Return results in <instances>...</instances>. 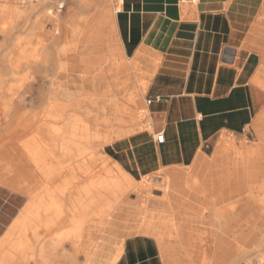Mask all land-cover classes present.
<instances>
[{"label":"crops","instance_id":"obj_1","mask_svg":"<svg viewBox=\"0 0 264 264\" xmlns=\"http://www.w3.org/2000/svg\"><path fill=\"white\" fill-rule=\"evenodd\" d=\"M118 6L121 8L115 14L112 29L115 47L106 43L104 54L110 57L115 50L118 60L124 58L123 64L115 65L117 68L121 66V70L106 64L109 66L106 73L90 78L80 75L81 85L77 89L61 88L58 92H80L95 100L94 104L87 105L90 112L104 113L101 117L91 116L89 120L81 122L84 130L80 138L66 134L71 125H58L59 128H64L65 134L63 141L54 142L58 145V153H63L66 160L80 159L76 163L74 160L71 165L58 163L59 168L63 167L64 170L57 174V179L59 184L63 182L65 186L58 189L59 193L71 190L76 182L77 171L85 177L81 158H85L90 165L89 179L86 178L90 188L96 187L99 178L95 176L94 163L102 157L108 162V166L102 167L106 173L105 178L111 185L123 172L139 183L135 191H142L143 194L152 185L146 183L145 178L162 179L163 176L157 175L173 177L174 174L176 181L180 183L177 185L184 188L187 186L186 181L204 176L197 174L196 177H191L194 172L185 171H196L207 163L205 158L216 152L220 138L227 134L243 135L248 129L257 126L259 119L264 117V0H122ZM117 47L120 51L116 50ZM130 68L134 72H147L148 81L133 83ZM74 81H78V77ZM130 85L133 87L129 90ZM143 87L144 90L141 91ZM140 96L149 111L147 127L130 133L133 131L132 119L137 123L139 121L138 116L133 118V107L139 103ZM121 100L124 118L130 124L127 126L118 125L114 120L116 105ZM148 100L151 103L148 104ZM114 128H127L128 133L114 136ZM160 132L165 135L163 143L156 140V134ZM108 133L111 140L104 142ZM63 143L69 146L61 147ZM102 148L103 152L99 151ZM68 170L71 177L62 181ZM181 175L188 177L184 179ZM237 175L239 178L233 185L221 189V193L226 194L222 199L225 209L233 203L240 211L237 219H230L228 216L225 218L223 222L228 225L225 232L232 234L231 237L235 240L246 238L252 241L257 238L258 225L264 223V212L258 211L260 204L257 200L260 196L264 197V188L261 189L263 194L259 196L258 186L248 185L252 177L258 175L257 172L240 170ZM211 185H196L192 190L185 188L184 192H172L169 197L166 196L165 187L159 186L161 190L154 189L150 201L151 209L158 212V221L157 226L149 222L154 227L151 233L142 232L146 225H140L144 200L140 197L142 194L131 198L128 210L122 208L123 200L115 209L123 211L122 216L114 211V215L109 217H89L85 223L88 227H84L89 243L83 244L80 240L83 234L79 233L74 244L69 242L68 247L57 253L56 262L59 263L61 258L77 264L78 256L84 254L90 258L89 264H177L171 250L183 248L186 255L192 251L190 246H172L171 239H168L172 224L185 233L182 224L187 222V216L183 214L191 210V221L194 223H202L207 218L209 221L206 222L213 227L208 228V238L212 239L211 236L216 232L221 233L216 230V225L221 224V217L216 214L221 210V207H216V203L221 200V193L214 196L216 189ZM18 191L29 196L20 189L0 183V264H35L33 259L28 262V256L32 257L31 249L24 250L26 258H23V252L17 247L18 241L13 242L19 240V233H12L11 227L29 202L19 208ZM61 195L59 194L60 197ZM185 198L188 199L184 200ZM207 199L213 200V203H209ZM69 207L71 208L70 205ZM126 211L137 213L138 226L130 227L128 235L115 241L114 247L111 248L113 241L109 235H93L91 224L94 223L103 224L101 232L104 233H111L118 224L125 232ZM206 212L208 216L205 217ZM71 220V214L64 217L62 223L58 224L59 229L67 222L72 224ZM8 231V235H11L10 238L7 237L9 239L5 237ZM158 232L167 240H163L166 246L163 250ZM206 232H199L197 238H203L202 233ZM50 234L43 232L40 238V251L42 255L45 252L47 257L51 249ZM3 239L9 245L6 246ZM29 239L33 243L37 238L31 234ZM60 242L59 239V245ZM234 250L235 255L249 256L250 264H257L253 258L257 256L255 248ZM69 254L76 258L75 263L68 257ZM81 263L82 258H79V264Z\"/></svg>","mask_w":264,"mask_h":264},{"label":"bare ground","instance_id":"obj_2","mask_svg":"<svg viewBox=\"0 0 264 264\" xmlns=\"http://www.w3.org/2000/svg\"><path fill=\"white\" fill-rule=\"evenodd\" d=\"M75 1L77 2L79 0H0V2H1V4H0V22H4L3 23L4 26L2 27V31L4 33H6V35L9 37V41H11L14 44V46H13L14 48H13L12 52L14 53L17 51L16 47L18 45V46H20L19 50L22 53H27V55H30L32 53L37 58H39L41 56H46L48 58H49V56H51V57L53 56L56 58H59L61 56H71L73 59L72 62H70L71 59L68 62H65L67 60H65V61H63V60L54 61V63H53L54 67H55L54 70H56L57 73H60L61 71H64V70H71L72 72L76 71L78 69V62L84 58H90V60H89L88 64L85 65V68L82 71L83 75H87L91 71L90 67L92 66V64L97 65L99 67L101 73H106L109 70V68H108L109 66H111L113 68V66L116 67L115 66L116 64H123L125 62L124 58H121L120 60H118L117 57H114L115 52H116L115 50H114L113 55H111L110 57H106V59L102 58V59H99L97 62H93L91 60L94 57L99 58L101 55L105 56L104 51H106V46H107L106 41L108 40V37H107L108 33L106 34L104 29L107 26L114 29L115 14L121 8V6H118L115 9L111 6V1H110L104 8H102V10L99 13L93 12L89 15L69 19L68 21H66L63 17L65 9L67 8L69 2L74 3ZM80 1H83L82 8H84V9H89V8L93 7L92 3H90L88 0H85V1L80 0ZM5 2H7V3L9 2V4L15 3L16 6H15V8L14 7L13 8L6 7L3 4ZM9 15H12L11 17H12L13 22L17 21L18 18L19 19L24 18V21H25L24 26L27 29H29V33L26 37H17V38L15 37L14 29L16 27V24L14 23V26L11 27L6 22V18ZM77 23H80L81 25L84 24L87 29L84 32H81L83 28L79 29V27L76 26ZM48 25H51V27H52L51 30H48ZM64 31H66V33H64ZM63 36H64V39H66V40H68L72 37L76 38V41L72 44H64L62 47L57 48L56 47L57 43H59V41H61V38ZM34 41H36L38 43L36 45L35 50H33V52H32V51H30L31 46H32L31 43H33ZM81 42L84 46L83 48H80V46H79V43H81ZM95 42H96V44H94ZM108 43H109V40H108ZM51 45H53L55 47L54 50H52V51L50 50ZM110 49H108V50H110ZM116 50L120 51L119 47H117ZM37 58L33 59L32 62L37 63L38 62ZM104 64H108L109 66H106ZM98 67H97V69H98ZM49 68L45 69L44 77H46V74L50 71ZM52 68H51V70H52ZM112 68H110V69H112ZM117 69L121 70V66H119ZM92 71H94V70H92ZM5 83H6L5 75L0 74V103L1 104L3 103V105H4V107H0V121L3 120V122L0 123L1 129L2 128L6 129L8 127L10 128V125H12L14 122L17 121V117L19 116V114H20V116H24V111H25V108L27 107L26 103L28 100V98H25V96H27V97L28 96H34V94H35V93H31V91H32L31 88H28L27 90H25L26 92L24 94H18L15 97L16 93H12L11 91L9 92L7 90L2 91L3 88L7 87ZM37 88H38L37 89L38 90V96L36 99V101L38 100L37 102H43V100L46 99V95L52 93L50 91H49L50 93H47V84H45V83L40 84ZM49 88H51V87L49 86L48 89ZM1 95H2V97H1ZM56 95H55L56 99H53V100L66 99V100H69L73 103L86 104V105H89L91 103L94 104V102H95L94 99L85 97L80 92H70V91L63 90L61 93H58L57 97H56ZM116 109H117V113H116V117L114 119L115 122L118 125H124V126L130 125L129 122H127V120H125V118H124L125 112H124V106H123L122 100L117 103ZM140 118H141V116H140ZM20 124H21L20 128L16 129L15 131H13L8 136V138H9L8 141L9 140L14 141L15 139H19L20 141L17 142V144H23V145L26 144L27 145V144L33 143L34 146L32 148H30V150L37 153V154H35L36 156L33 157V161L31 163H29L28 161H27V163L25 162L23 166L24 167L26 166V167L22 171L16 172V171H13V168H14V165L18 162L16 161V158H14V156L11 154H13L15 151L19 152L20 149L19 148L12 149L13 147H11V149L7 150V152H9L8 153L9 155H6V156L1 155V153H3L4 150L0 151V183H4V184L12 186L14 188L20 189V190L24 191L25 193L29 194L30 197L32 198V199L30 198L31 200L28 202L27 206L24 208V210L20 214L19 218L15 221V223L11 227L12 233L13 232H19V231L22 232L20 242H19V246H18L19 249H24L26 247V244L28 241L27 240L28 234L29 235L32 234L33 236H36V238H40V237H42L43 231H49V229L50 230L55 229L56 224L62 223V221L64 220V217L66 215L65 214L66 209H65V205L62 203L63 199H61L59 201V194L60 195L62 194L61 196L63 198H65L66 195H69V197H67V198L71 202L70 203L71 208L70 207L68 208L69 209L68 212L72 216V220H71L72 227L67 233H65L64 239L68 240L71 244H74L79 233H80V231H81V229H82L81 226H83L87 222L88 218L91 215L94 216V214H95V216L97 215L100 217L101 216L102 217L111 216L112 213L115 211L116 207L119 205V203H121L125 199V196H127L131 191H135L138 188L139 183L136 180H134L130 175L122 172L121 177L115 179V182L112 183V185L109 183L107 178L99 181L97 186L96 187L93 186L92 188H90L88 182L85 183L79 189L78 192H80V194L76 197H74L73 191L66 192L63 194L62 192L59 193V191L55 190L53 192V194L57 196L56 202L51 204V205H46V201H45L44 196H43V199H41L42 200V202H41V200L37 199L38 195L34 194L33 196H31V194H33V190L35 189L36 185H42L44 183V181H45L44 176L47 173L46 172L47 170L50 172L54 171L56 174H58L59 172H63L64 168L63 167L59 168V165L56 164L54 157L53 158H47V155H46L47 154V148L37 147L38 142H42L44 139L45 134H44L43 130H41V129H43L44 125L41 124L38 127L41 129H39V130L36 129L34 132L29 133V131H28L29 125H28L27 121L24 119V121L22 120V122ZM258 126H259V128L263 129L262 125L257 124V127ZM116 128H114L113 133H112V134H114V136H115V134L120 136L122 134L128 133L127 128H125V129H122V128L119 129L118 128V130ZM1 133H2V131H1ZM113 138H115V137H113ZM261 138L264 141V131L263 130L261 132ZM110 140H111V136H110V133H108V136H106L104 138V142H107V141L110 142ZM21 150H23V149H21ZM235 153L237 154V156H236L237 160L235 159L233 161V164H234L233 167L229 168V169H225V170L221 169L220 174L222 175L224 173V175H225L224 178H226V176H229L230 174L236 173L240 170L254 173V172H258L259 170L262 169V168H260V165H258L257 160L259 159V160H262L264 162V142H262L261 144L256 145V146H252V147L244 146L242 150H238ZM93 158L94 157H92V159ZM102 159H104V157H102ZM224 161L227 162V159H225ZM21 162L23 163L22 160L20 161V163ZM82 164H83V167H85L82 170V172L85 173V177L87 179H89V173L91 171L90 165L87 161H84ZM225 171H227V172L225 173ZM214 174L219 175V173H212L211 174L212 176L209 175V177H207V176L206 177L205 176L196 177V178H193V180L195 179L194 181H186L187 186L185 185L184 188H182L181 186L179 187V185H177L180 183H178L176 181L177 177H175L174 174H173V177L167 176L164 180V187L166 190V196L169 197L172 192L182 193V192H184L183 190L185 188L192 190V188L196 185L201 186V185L213 184L214 182H216L214 180V176H213ZM221 175L218 176V179H220V180L222 177ZM181 177L185 179L188 176L181 175ZM189 180H190V178H189ZM263 183H264V179L256 180L255 177H252V179L248 182V185H249V187H251V186L255 187L256 185H260L257 187L259 189L261 187V184H263ZM201 187H203V186H201ZM214 187H216V186L213 185V188ZM255 189H254V191H255ZM199 190H200V188H199ZM252 190H250V193ZM210 192L207 194L205 193V194L209 195ZM248 194H249V192H248ZM202 195H203V193H202ZM225 195H226L225 193H221V200L223 198H225ZM259 196H260V194H259ZM260 197H259V199H257V200H259V204H260V206L258 207V211L262 213V212H264V207H262V206H264V197L263 196H260ZM207 198H209V197H207ZM208 201H209V203H210V201H212V203H213V200H208ZM103 202H107L105 206L101 205ZM207 206H209V205H207ZM91 207H97L96 208L97 211L92 212L90 210ZM216 207H218V206H216ZM239 213H240V211L237 210V205H235L233 203L229 204V207L227 209L221 207V210L216 212V214L218 216H221V224L217 225L218 229H221V235L214 234L211 237H213L212 238V239H214V241H212L214 243L213 245L217 248L218 251H221V252L224 251L223 249H225V248H223V247H225V246H230V249H232V247H233V250L234 249H236V250L242 249L239 247L240 245H238V244H240L239 243L240 240H238L237 243L233 242L235 239H234V237H231L232 234L229 235L227 232H225L227 225L223 222L227 216L230 219H237ZM151 226L152 225H150V223L147 224L145 227L142 228V232L151 233L152 228L154 230V227H151ZM177 228H178V226H176L175 224H172L171 228H170L172 231L171 230L168 231L169 235L171 234L170 238H168V239H171L170 241H171L172 246H177L180 244L185 246L187 244L186 242L188 241L189 242L188 246H190L192 249L191 254H188V255H192L193 257L197 256V258H200L199 263H195V262L194 263L195 264H211L212 258L206 256V251H207L208 247L205 248L204 247L205 245H203L204 233H202L203 238H201L199 240H198V238H195L193 241H191L193 238H189L185 242L183 240V238L186 236H184L183 230L179 231V230H177ZM256 231H257V229H256ZM153 233H155V232H153ZM8 234H9V231L7 233V236H5L6 238L9 236L11 237V235H8ZM158 234L160 235L159 232H158ZM162 235H160V236H161V243L163 245V248H162V250H163L166 248V246L164 245L165 243L163 240H165V239H163L164 236H162ZM12 237H13V235H12ZM15 237H16V234H15ZM9 238H7V239H9ZM3 240H5V239H3ZM13 240H14V238H13ZM242 240L245 243L246 238L242 239ZM5 241H6L5 242L6 246L9 245V244H7L8 243L7 240H5ZM8 241H10V240H8ZM165 241H167V240H165ZM199 245L201 246L200 251H198L199 249L197 250V247ZM253 245L254 244L250 243V246L252 248H254ZM0 246H1V244H0ZM250 246H249V248H250ZM3 247H4V245H3ZM59 247H61V245H59V243H55V242L51 243V250L52 251L58 249ZM186 247H187V245H186ZM245 249H246V247H245ZM54 253H56V251H54ZM229 253H227V254H229ZM261 253H262V251H261ZM68 257L70 258V260L73 263H75L76 258L72 254H69ZM261 259L264 260V257L263 258L261 257ZM240 260H242V259H239L238 261L241 262ZM175 261L177 262V264H183V261L180 259L176 258ZM226 263H228V262H226ZM226 263H223V264H226Z\"/></svg>","mask_w":264,"mask_h":264},{"label":"rangeland","instance_id":"obj_3","mask_svg":"<svg viewBox=\"0 0 264 264\" xmlns=\"http://www.w3.org/2000/svg\"><path fill=\"white\" fill-rule=\"evenodd\" d=\"M85 1V0H84ZM90 3H92L93 7L89 8V9H84L82 8V4L83 1H75L74 3L69 2L67 8L65 9L64 12V19L66 21H68L69 19H73V18H78V17H82L85 15H89L93 12H97L99 13L102 8H104L110 1H111V6L113 8L116 9V7H118L119 2H121L122 0H88ZM1 4V2H0ZM6 7H10V8H15V3H10L9 2H5L3 3ZM12 15H9L6 18V22L8 23L9 26H14V23L16 24V27L14 29V33H15V37H26L29 33V29H27L24 26V18L21 19H17V21H12ZM4 22H0V74L1 75H5V81H6V86L5 88L2 89V91H11L12 93H16L15 97L18 94H24L28 88H31L32 91L31 93H36L34 96H25V98H28L27 100V107L25 108L24 111V116H19L17 117V121L14 122L12 125H10V128H0V151H3V153H1L2 156H6L9 155L7 152L8 149H11V147H13L12 149L15 148H19L20 151L19 152H14L13 155L14 158H16V161L18 163H16L14 165L13 171L19 172L22 171L25 167L23 166L24 163L27 161L29 163H31L33 161V157L36 156L34 151H31L30 148H32L34 146L33 143L30 144H17V142H19V139H15L14 141H8V136L15 131L16 129L20 128V123L22 122V120L24 121V119L27 121L29 127H28V131L29 133L34 132L36 129L39 130L41 128H38L41 124L43 125H47V127H43V132H44V139L42 142H38L37 147L39 148H47V158H55V162L58 165V163L60 162L62 165H71L74 160L75 163L79 162L80 159H69L66 160L67 158L65 157V155H63V153H58L57 148L58 145L54 142L60 140L63 141L64 139V128H59L58 125H63L64 123H67L69 125H71V128L68 130L66 134L67 135H71L73 137H78L80 138V136H82V132H83V128L81 127V122H84L85 120H89L91 116H93L95 118V116L99 115L100 117L102 115H104V113L102 112H90V110H88V107L86 104H77V103H73L69 100L66 99H62V100H53L56 99L55 95H58V92L60 91L61 88H71V89H77V86L79 87L81 85V82L79 81L80 79V75H83V69L85 68V65L88 64L90 58H84L82 60H80L78 62V69L76 71H71V70H64L61 71L59 74L57 73L54 67V61L56 60H67L65 62H72V57L71 56H61L59 58L56 57H51L49 56H41L39 58H37L36 56H34L32 53L30 55H27V53H22L19 49L20 46L17 45V51L16 52H12L13 50V46L14 44L11 43V41H9V37L6 35V33H4L2 31V27ZM76 26L79 27V29H82L81 32H84L87 28L85 27V25H81L80 23H77ZM108 27V28H107ZM105 27L104 31L107 34L108 40H109V44L110 46L113 48L115 47V36L114 33L112 32V28H110L109 26ZM52 27L51 25H48V30H51ZM64 33H66V31H64ZM81 35V34H80ZM110 35V36H109ZM108 40L106 41V43H108ZM76 41V38H70L68 40L64 39V36L61 38V41H59V43H57V48L58 47H62L64 44H72ZM32 42V41H31ZM80 42V41H79ZM38 42L34 41L31 46V50L33 52V50H35L36 45ZM96 44V42L94 43ZM92 45V44H91ZM80 48H83V44L82 42L79 43ZM54 46L51 45V51L54 50ZM102 56V55H101ZM94 57L93 59H91L93 62H97L98 59H106L107 56H102V57ZM116 57V56H114ZM118 57V56H117ZM37 58L38 62L34 63L32 62L33 59ZM83 61V62H82ZM106 61V60H105ZM102 62V61H101ZM127 62L129 63V61L127 60ZM107 63V62H106ZM106 65V64H104ZM94 66V67H93ZM50 67V68H49ZM53 67V68H52ZM83 67V68H82ZM97 65L92 64V66L90 67V70H94V71H90L87 74V77H91L94 76L96 74H101V71L98 67L97 69ZM49 68V72L46 74V77H44V71L45 69ZM52 68V70H51ZM97 70V71H96ZM96 71V72H95ZM79 72V73H78ZM82 74H81V73ZM129 72L131 74V76L133 77V83L134 82H147L148 81V73L145 71H140L138 72V70H136L135 72L133 71V69H129ZM93 73V74H92ZM86 76V75H84ZM75 77H78V81H74ZM47 84V93L52 92L51 94H47L46 95V101L44 102H37V92H38V86L40 84ZM62 84V85H61ZM51 87L48 89V87ZM133 86L130 85L128 87V89L130 90ZM79 89V88H78ZM141 91L144 90V87L140 89ZM50 91V92H49ZM3 93V92H2ZM3 95V94H2ZM1 95V97H2ZM56 95V97H57ZM5 96V95H4ZM0 107H4L3 103H0ZM133 118L139 116V121L138 123L135 121V119H132L134 121L133 122V131H131L130 133L134 132L137 129H144L147 127V122L149 119V111L147 109L146 103L143 101V97L140 96L139 97V103L133 107ZM140 114V115H139ZM141 116V118H140ZM144 116V117H143ZM100 119V118H99ZM3 120L0 121V123H2ZM19 123V124H18ZM263 126L262 128H259V126H255L253 129H248L247 132L243 135H238L235 136L233 134H227L224 135L222 138L219 139L218 143H217V149L216 152L210 156V157H206L205 160L207 161V163H205L204 165L200 166L199 168H197L196 171H191V169H187L185 171V173H192L194 172V174L191 177H196L197 174L198 176L200 174H204V176L209 177V175H211L212 173H219L221 172V169L225 170V169H229L233 167V161L237 158V154L235 153L238 150H242L244 146H256L261 144L262 142H264L261 138V132L262 130L264 131V117L262 119H259L258 123ZM50 125V127H48ZM2 131V133H1ZM129 133V134H130ZM24 136V135H23ZM26 145V146H25ZM25 146V147H24ZM65 146H69L68 144L65 145L64 143L61 144V147H65ZM104 146V145H101ZM105 147V146H104ZM103 147V148H104ZM103 148L100 149L99 151L103 152ZM23 149V150H21ZM27 149V150H26ZM224 154V155H223ZM235 154V155H234ZM84 156V155H83ZM82 161H86L85 158H81ZM227 159V162H225L224 160ZM23 161V163L21 164L20 161ZM258 165H260V168H262L261 170H259L257 173L258 175L255 176L256 180H261L264 179V162L262 160H257ZM20 163V164H19ZM108 166V162L105 159H99L98 162L94 163V172H95V176L97 178H99V181L105 179L106 173H104V169L103 167ZM113 170V169H112ZM111 170V171H112ZM47 173L44 176V183L42 185H36L35 189L33 190V194H31V196H33L34 194L38 195L37 199L41 200L43 199V196L45 198L46 201V205H51L53 203L56 202L57 200V196L53 194V192L55 190L58 191L59 188H65V186L63 185V182L61 184H59L58 179H57V174L54 171H46ZM227 171H225L226 173ZM71 172L68 170L64 173V178L62 179V181L64 179H68L69 177H71L70 174ZM79 171H77V176H76V182L71 186V190H73V194L74 197L78 196L80 194V192H78L77 190L82 187V185H84L87 182L86 177L79 175ZM238 172L236 173H232L229 176H226V178H224V173L221 175V180L218 179L219 175H213L214 176V180L216 182H214L211 186H216L214 187V196L217 195L218 193H221V189L223 188H229L231 185H233V182H235V180L237 178H239V176L237 175ZM157 176H163L162 179L160 178H145L144 181L146 183L152 184L151 187L149 188V191L146 193L142 194V191L137 193L136 191H131L127 196H125L124 199V203L121 204L122 208L126 210H128V207L130 205V203L132 202L131 198H134L137 194H142L140 197L143 198L144 200L142 201V208H143V214H142V220L140 225L144 226L149 224V222L153 223V225L155 226L157 221H158V212L155 210L151 209V198H153V190L154 189H159L161 190V187H164V180L167 177V175L164 176V174H159ZM212 176V175H211ZM43 177V176H42ZM109 178H113V176H108ZM102 178V179H100ZM43 179V178H42ZM218 180V181H217ZM99 183V182H98ZM217 184V185H216ZM225 184V185H224ZM210 186V187H211ZM260 186V185H257ZM262 188H264V183L261 184V187L258 189V194H263L262 193ZM71 190L68 189L67 192H70ZM261 190V191H260ZM18 199H17V203L19 208H21V206H23L26 202L30 201L32 198L25 194H21L18 191ZM65 193V192H64ZM63 193V194H64ZM223 193V192H222ZM69 195H66V199L64 198L63 200V204L65 205V209H66V215L65 217H67L69 214L68 212V208L70 205V201L68 200ZM31 198V199H30ZM63 199V197L59 196V199ZM188 198H185L184 200H186ZM42 202V200H41ZM107 202H103L101 205L105 206ZM218 207H224V200H220L218 201V203H216ZM97 207H91V211L96 212ZM118 211V212H117ZM136 211V210H135ZM117 212V213H116ZM120 211L119 210H115V214L122 216L123 215V211L120 212V214H118ZM114 213L112 215H114ZM189 213V214H188ZM187 214H183L186 217L187 222L182 224L183 228H185V233H184V237L183 240L186 242L189 238H193L191 241L194 240V238H197V235L199 232H204L207 231L204 236L206 235L203 242V245H205L204 247H208L207 251H206V256L207 257H211L212 261L211 264H250L249 260V256H245V255H235L233 250L230 249V246H225L223 248L224 251H222V256H221V251H218L217 248L213 245L214 243L212 241H214V239H210L208 238L209 233H208V228H213L211 226V223L208 224L206 221H209L207 218L204 222L202 223H194L191 220L192 219V211L190 210ZM126 214V219H125V225L127 226V228L123 229L121 228V225H115L114 230H112V232L110 233H104L101 232V227L104 226L103 224H98V223H94L91 224V227L94 230V236H102V235H109L112 238V245L111 248L115 246V241L117 240H122L124 239L127 235H128V231L130 230V227H137L138 226V216L137 213H133V212H125ZM111 215V216H112ZM93 215L90 216V218ZM130 216V217H129ZM189 216V217H188ZM204 216H208V212H206L204 214ZM221 217V216H220ZM94 218L96 219L97 216H95L94 214ZM130 219V221H129ZM182 219V218H181ZM224 219V218H223ZM262 220V218H261ZM63 225V224H62ZM61 225V226H62ZM65 225V226H64ZM62 226V228L59 229V225L56 224V228L55 229H49V231H43L45 234H47V232H50V239H52L51 243L55 242L58 243L59 239L61 240L60 244L61 247H59L58 249L54 250L56 251V253H54V251H52L51 249L49 250V256H45V252H43L44 255H42V252L40 251L41 248V240L40 238H37L36 240L33 241V243H30V239H29V235L28 234V241L26 244V247L24 249H19V251L23 252V258H26L25 256V249H31L32 252V257L28 256V262H30L31 259L34 260L35 264H72L68 259H61L60 258V262L57 263L56 261H58L57 259V253H59L61 250L63 251V249H65V247H68L70 245L69 241L64 239L62 236L65 235V233H67L71 227L72 224H68V222L66 224H64ZM86 226V228L88 227V224H85L83 226H81V231L80 233L83 234V236L81 237V241L83 242V244H87L89 243V239H87L88 235H87V231L84 229V227ZM157 226V225H156ZM228 227V225H227ZM218 229L217 225H216V230ZM221 232V229H218ZM217 230V231H218ZM261 230V231H260ZM19 233V240H14L13 242H17V247L19 246V242H20V238H21V234L22 232H18ZM215 234L217 235H221V233L216 232ZM192 235V237H190ZM34 237V236H33ZM117 237V239H116ZM264 223L263 224H259L258 225V229H257V238L255 240L250 241L249 239H246L245 243L243 242V240H240V245L239 247L242 248L241 250H249V246L250 243L254 244L253 247L255 248V250H257V256L253 257L257 264H264V260L261 259V257H264ZM36 238V236H35ZM263 238V239H262ZM199 240V239H198ZM238 240H234L233 242L237 243ZM260 241V242H259ZM187 247H188V241L186 242ZM32 244V245H30ZM245 244V245H244ZM258 246H257V245ZM185 245V247H186ZM201 245V244H200ZM197 247V250L200 251L201 250V246ZM237 245V244H236ZM242 245V246H241ZM85 247V245H83ZM234 246V245H233ZM40 247V248H39ZM251 247V246H250ZM93 248V247H91ZM182 248V247H180ZM191 248V247H190ZM233 252H232V251ZM181 251V252H180ZM184 249L182 248V250H173L171 251V253H174V256L177 259H180L183 261V264H193L195 263H199L200 258L193 257L192 255H186L185 253H183ZM191 251V249L189 250ZM228 251V252H227ZM262 251V253H261ZM19 252V253H20ZM230 252V253H229ZM224 253V254H223ZM229 253V254H227ZM244 253V252H241ZM200 254V253H199ZM220 254V255H219ZM261 254V255H260ZM263 254V255H262ZM200 256V255H199ZM225 256V257H224ZM260 259H259V258ZM79 258H82V263L81 264H89L90 258H87L84 254H80L78 256V263L79 264ZM244 258V259H243ZM197 261H196V260ZM223 261H222V260ZM240 260L241 262H239L238 260ZM63 260V262H62ZM262 260V261H261ZM217 261V262H216ZM238 262V263H237ZM194 263V264H195Z\"/></svg>","mask_w":264,"mask_h":264},{"label":"built area","instance_id":"obj_4","mask_svg":"<svg viewBox=\"0 0 264 264\" xmlns=\"http://www.w3.org/2000/svg\"><path fill=\"white\" fill-rule=\"evenodd\" d=\"M124 1V0H123ZM148 104L151 103V100H148ZM156 140L158 143H163L165 141V135L163 132L157 133L156 134Z\"/></svg>","mask_w":264,"mask_h":264}]
</instances>
